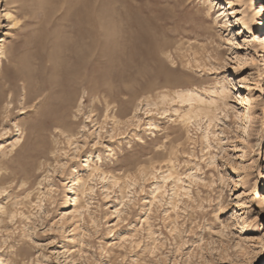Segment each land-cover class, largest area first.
<instances>
[{
    "label": "rangeland",
    "instance_id": "obj_1",
    "mask_svg": "<svg viewBox=\"0 0 264 264\" xmlns=\"http://www.w3.org/2000/svg\"><path fill=\"white\" fill-rule=\"evenodd\" d=\"M80 2L0 0V264H264V0H87L157 31L167 71L143 93L110 39L58 92Z\"/></svg>",
    "mask_w": 264,
    "mask_h": 264
},
{
    "label": "bare ground",
    "instance_id": "obj_2",
    "mask_svg": "<svg viewBox=\"0 0 264 264\" xmlns=\"http://www.w3.org/2000/svg\"><path fill=\"white\" fill-rule=\"evenodd\" d=\"M69 1L71 2V0ZM80 1L81 0H79V2ZM86 1L80 2L82 4L81 6H83L82 10L78 8L79 6L73 9L70 8V13L73 15V16H70L71 19L76 18V17H77L76 20L78 19L77 21H75L74 24H67L65 26L59 25V40H60V36L63 34L69 33L71 35L68 34L70 38L67 36L68 39H66L65 42L64 41L63 43L59 42V79L56 82L51 81V82H47L46 84L58 90V92L64 88L66 82L71 83L74 86H77V85L85 86L87 82L86 75L88 74L91 75V73L93 72L97 64L100 63L104 57L110 55V52H108L109 55L107 54L108 47L110 45L112 49L113 47L120 48L117 50L121 51V54H119L120 55L119 61L122 66V68L120 69L123 70L122 76H124V78H126V80L129 81L130 74H135V78L133 81L134 82L137 81L138 90H142L143 93L148 91L149 89L152 91L153 89L151 88L158 85L157 81L159 80V78H161L162 75L164 76V71H167L166 70L167 67L165 68L162 62L164 60H162L163 58H161V53L166 52V54L170 55V53H167L166 51L169 48V43L165 41L161 37V35L157 33V31L156 32H149V31L142 32V30L137 31L134 29L135 26L134 28L131 27L132 25L128 27L126 26L125 28H123L121 35H119L120 32L118 33L117 31H115L118 33V35L115 36V33H113V29L108 22L109 16L106 17L104 13L102 12L94 13V11H91L92 9H89V7L85 6ZM87 4L89 3L87 2ZM259 8L264 9V4ZM259 15L264 18V11H260ZM224 18L226 19V23L231 24V19H229V14H227ZM263 22H261V24ZM116 29H119V28H116ZM67 37H64V38H67ZM263 38L264 36H262L259 39V42L262 41V44H264ZM110 39L113 42L112 41L109 42L110 44L106 46L107 41L108 40L110 41ZM112 49L110 50L112 51ZM116 52L114 53L116 54ZM53 55L54 54H51L48 58H50V60H53L55 58V56ZM115 58L118 59V54H117V57ZM80 67L82 68L81 70L85 72L83 76L79 74ZM175 71L180 72L182 76H184V79L169 80L167 78H164L162 85L164 84L163 86H171L173 88L188 86L190 84L189 83L190 73H188L185 70H181L180 68H176ZM95 72L96 71H94V74ZM29 73L32 74L33 72L30 71ZM26 83L28 84V82ZM232 83L235 87H238L237 83H235L234 81ZM155 88H157V86ZM84 89H87V88H84ZM94 89H98V88H94ZM153 91L155 92V90ZM97 92L101 94L100 90ZM195 93L196 92L193 90L182 89L181 92H177V96L179 99H182L187 102H191V100L194 99ZM238 96H239L238 99L241 102V104L245 106L247 104V99L243 96V94L240 91L238 92ZM184 101L182 102L184 103ZM199 109H202V108H199ZM6 175L3 174L0 176V185H3L6 183V180L8 179L7 178L8 175L7 176ZM263 201H264V197H263ZM77 202H78V199H76V203ZM240 205H243V204H240Z\"/></svg>",
    "mask_w": 264,
    "mask_h": 264
},
{
    "label": "snow or ice",
    "instance_id": "obj_3",
    "mask_svg": "<svg viewBox=\"0 0 264 264\" xmlns=\"http://www.w3.org/2000/svg\"><path fill=\"white\" fill-rule=\"evenodd\" d=\"M261 11H264V9H261Z\"/></svg>",
    "mask_w": 264,
    "mask_h": 264
}]
</instances>
